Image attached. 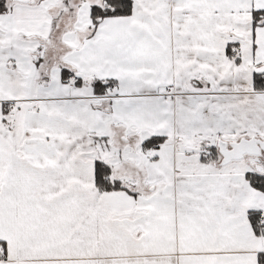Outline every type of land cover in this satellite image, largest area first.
Returning <instances> with one entry per match:
<instances>
[{"label": "snow or ice", "instance_id": "1", "mask_svg": "<svg viewBox=\"0 0 264 264\" xmlns=\"http://www.w3.org/2000/svg\"><path fill=\"white\" fill-rule=\"evenodd\" d=\"M0 264H264V0H0Z\"/></svg>", "mask_w": 264, "mask_h": 264}]
</instances>
